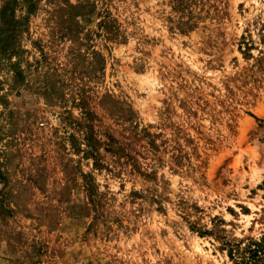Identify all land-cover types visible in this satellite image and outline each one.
<instances>
[{"label": "rangeland", "instance_id": "1", "mask_svg": "<svg viewBox=\"0 0 264 264\" xmlns=\"http://www.w3.org/2000/svg\"><path fill=\"white\" fill-rule=\"evenodd\" d=\"M263 236L264 0H0V264Z\"/></svg>", "mask_w": 264, "mask_h": 264}, {"label": "trees", "instance_id": "2", "mask_svg": "<svg viewBox=\"0 0 264 264\" xmlns=\"http://www.w3.org/2000/svg\"><path fill=\"white\" fill-rule=\"evenodd\" d=\"M200 234L207 233L200 231ZM222 246L226 248L228 258L233 264H264V236L258 241L249 240L246 244L225 241Z\"/></svg>", "mask_w": 264, "mask_h": 264}]
</instances>
